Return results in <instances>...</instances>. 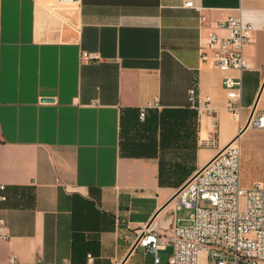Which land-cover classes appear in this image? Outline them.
<instances>
[{"label": "crops", "instance_id": "obj_1", "mask_svg": "<svg viewBox=\"0 0 264 264\" xmlns=\"http://www.w3.org/2000/svg\"><path fill=\"white\" fill-rule=\"evenodd\" d=\"M231 15L254 26L242 73L201 61ZM263 79L264 0H0V264H155L138 231L178 220L167 202L264 110ZM236 142L242 187L264 186V128Z\"/></svg>", "mask_w": 264, "mask_h": 264}, {"label": "built area", "instance_id": "obj_2", "mask_svg": "<svg viewBox=\"0 0 264 264\" xmlns=\"http://www.w3.org/2000/svg\"><path fill=\"white\" fill-rule=\"evenodd\" d=\"M68 6H78L79 0H58ZM192 7V3L186 4ZM227 31V36L211 32L201 46V61L210 63L222 72L242 73L250 69L244 48L251 42L254 26L242 16L231 15L217 23ZM94 55L82 52L81 59ZM223 87L227 93V108L232 117L240 120L243 107L240 103L243 82L241 76H225ZM193 103H200L195 90H190ZM198 99V100H197ZM264 102V79L256 105ZM160 108L158 102L143 107ZM199 111L214 116V109L207 97ZM250 125L264 128V113L251 120ZM211 139L209 143H213ZM197 175L188 181L175 199L177 209L192 212L186 219L174 220L167 226L157 223L142 227L137 233V246L153 254L159 263V251L171 247L168 264H264V186L250 188L241 185V149L237 142L220 149ZM0 201L6 200L1 194ZM4 236V223L0 219V237ZM8 264H16L11 258Z\"/></svg>", "mask_w": 264, "mask_h": 264}, {"label": "water", "instance_id": "obj_3", "mask_svg": "<svg viewBox=\"0 0 264 264\" xmlns=\"http://www.w3.org/2000/svg\"><path fill=\"white\" fill-rule=\"evenodd\" d=\"M254 114H255V108H253V110H252V112H251V116H250L248 122L246 123V125H245V126L243 127V129L240 131V134H241L245 129H247V128L249 127V125H250V123H251V120H252ZM240 134H238V136H236V137H235V138H234V139H233L228 145H231V144L235 143V142L238 140ZM228 145H226V146H228ZM226 146H225V147H226ZM225 147H224V148H225ZM224 148H222V150H223ZM201 169H202V168H201ZM201 169H200V170H201ZM200 170H199V171H200ZM197 173H198V172H197ZM196 175H197V174H195V175L191 178V180H192ZM189 181H190V180H189ZM179 191H180V189H179V190L173 195V197L167 202L166 205H168L169 203H171L172 201H174V200L176 199V197H177ZM150 224H151V222H149L147 225H150ZM136 246H137V242H135L134 247H133L132 249H134Z\"/></svg>", "mask_w": 264, "mask_h": 264}, {"label": "rangeland", "instance_id": "obj_4", "mask_svg": "<svg viewBox=\"0 0 264 264\" xmlns=\"http://www.w3.org/2000/svg\"><path fill=\"white\" fill-rule=\"evenodd\" d=\"M262 112H264V110H263V111H261V110H257V111L255 112V117L259 116ZM257 142H259V139L254 138V139H253V143L256 144ZM191 212H192V211H191L190 209L181 208V209H179V211L176 212V217H177L178 219H180V220H181V219H186V218L189 217V215H190Z\"/></svg>", "mask_w": 264, "mask_h": 264}]
</instances>
